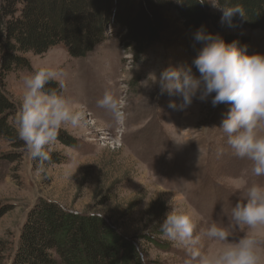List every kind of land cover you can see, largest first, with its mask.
<instances>
[{"label":"rangeland","instance_id":"obj_1","mask_svg":"<svg viewBox=\"0 0 264 264\" xmlns=\"http://www.w3.org/2000/svg\"><path fill=\"white\" fill-rule=\"evenodd\" d=\"M209 5L215 34L247 36L248 54H264V29L238 27L233 21L231 26L222 24V12ZM113 33L86 57H72L64 44L43 54L29 53L32 70L11 74L6 80L17 106L11 119L16 128L24 79L41 66L67 73L63 93L85 107L87 123L61 129L63 139L58 138L51 152L65 160L44 166L42 172H37L38 162L26 148L0 138V207L11 209L0 218V264H10L27 211L39 198L78 213L104 216L135 240L147 264L190 260L184 247L175 246L159 230L173 207L194 212L197 232L217 223L236 238L254 234L261 241L264 260V225L236 227L231 219V209L245 200L247 188L264 185V176L253 175L251 161L236 157L228 148L219 127L229 109L224 104L213 107L209 97L206 101L194 98L185 110H174L169 102L179 105L182 97L160 94V73L169 67L190 66L198 54L188 49L189 32L174 20L159 41L139 54L120 36L125 30ZM193 73L199 75L194 66ZM105 91L120 101L126 116L123 122L97 106ZM65 135L74 137L75 144L66 142L72 140ZM219 148L225 149L223 155H217ZM203 243L202 251L209 255L225 246L208 239Z\"/></svg>","mask_w":264,"mask_h":264},{"label":"trees","instance_id":"obj_2","mask_svg":"<svg viewBox=\"0 0 264 264\" xmlns=\"http://www.w3.org/2000/svg\"><path fill=\"white\" fill-rule=\"evenodd\" d=\"M231 3L241 4L247 13L243 21L238 16L233 18L236 26L264 29V0H231ZM214 19L209 3L202 5L198 0H0V138L25 148L11 122L17 106L7 90L6 80L11 74L32 70L27 54H43L64 44L72 57H86L121 29L125 33L120 36L139 54L159 41L174 20L181 21L189 32L188 49L196 54L203 44L194 40V33L203 26L215 34L211 29ZM222 38L226 43L238 41L247 49L250 44L249 37L242 34L225 33ZM46 87L60 91L56 82ZM63 135L60 130L59 138L63 139ZM65 136L72 140L66 142L75 144L74 137ZM50 154L51 162L44 166L65 160L54 152ZM10 210L8 205L1 206L0 218ZM10 264L147 262L135 240L123 235L104 216L78 213L56 201L39 198L27 211Z\"/></svg>","mask_w":264,"mask_h":264},{"label":"clouds","instance_id":"obj_3","mask_svg":"<svg viewBox=\"0 0 264 264\" xmlns=\"http://www.w3.org/2000/svg\"><path fill=\"white\" fill-rule=\"evenodd\" d=\"M210 3L222 12L221 23L232 24L234 17L246 19V9L231 0H198ZM194 40L203 44L192 65L169 67L159 76L160 94L182 97L177 105L169 107L183 111L194 98L211 104H228L229 110L222 119L220 129L226 135V143L232 154L251 161L252 174L264 176V54H248L247 46L238 41L226 43L217 33L207 32L203 26L194 33ZM193 66L199 73H193ZM67 73L60 68L41 66L34 74L24 79L21 110L17 116V134L24 142L26 151L38 161L37 172L51 162V148L59 138L65 125L73 128L87 123L85 107L65 96L64 77ZM56 82L60 91L47 88ZM214 94V95H213ZM97 106L112 114L116 122L126 118L121 103L111 91H105ZM225 149L219 148L217 155ZM231 219L236 227L246 225L256 228L264 225V185L252 184L247 188L246 198L231 209ZM197 216L187 207H173L159 225L163 237L177 247H184L190 260L186 264H264L260 250L261 241L254 234L239 238L217 223L197 232ZM215 240L225 244L218 253L209 255L202 251L204 240ZM231 240V242H230Z\"/></svg>","mask_w":264,"mask_h":264}]
</instances>
